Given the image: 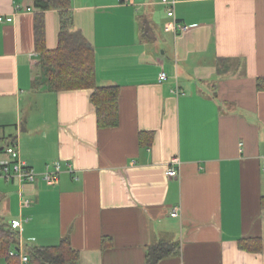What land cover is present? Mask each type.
Listing matches in <instances>:
<instances>
[{"label": "crops", "instance_id": "obj_1", "mask_svg": "<svg viewBox=\"0 0 264 264\" xmlns=\"http://www.w3.org/2000/svg\"><path fill=\"white\" fill-rule=\"evenodd\" d=\"M70 7L94 47L96 83L119 86L118 124L97 126L87 89L34 88L39 10L0 0L12 18L0 22V162L15 142L36 173L61 164L53 186L0 175V217L21 220L18 254L0 264H26V246L62 238L77 264H145L157 241L179 244L157 264H264V0H177L172 17L161 0ZM43 16L53 49L58 11ZM140 132L152 133L148 144ZM173 158L178 175L168 177ZM240 238H259L260 249Z\"/></svg>", "mask_w": 264, "mask_h": 264}, {"label": "trees", "instance_id": "obj_2", "mask_svg": "<svg viewBox=\"0 0 264 264\" xmlns=\"http://www.w3.org/2000/svg\"><path fill=\"white\" fill-rule=\"evenodd\" d=\"M39 10L34 16L35 49L39 54L33 86L53 92L61 90L87 89L89 99L95 108L96 123L99 128L113 127L118 124V85H98L95 77V51L83 33L74 27L70 0H33ZM55 9L59 15L58 43L53 49H47L44 43L43 12ZM143 36H151L148 21L141 22ZM224 60V59H223ZM219 60V65L221 62ZM220 67L217 71L220 72ZM256 88L264 90V76L256 79ZM151 132H140L139 142L148 144ZM264 203V202H263ZM242 249L259 250V238L238 240ZM14 254H10V251ZM18 233L10 223L0 217V255L7 259L17 255ZM26 264H77L78 251L68 238H62L51 246H26ZM179 244L170 241H157L147 247L145 264H157L162 258L176 255Z\"/></svg>", "mask_w": 264, "mask_h": 264}, {"label": "built area", "instance_id": "obj_3", "mask_svg": "<svg viewBox=\"0 0 264 264\" xmlns=\"http://www.w3.org/2000/svg\"><path fill=\"white\" fill-rule=\"evenodd\" d=\"M124 2H131V0H123ZM166 6V13L168 16H173V9L177 0H161ZM11 17L2 16L0 14V22H9ZM175 30L185 31L188 27L185 24L174 22ZM167 78L165 71L161 70L158 73V81L162 82ZM177 92V90H175ZM5 154L7 158L0 162V175L6 178H16L20 181L34 182L37 177H40L43 182L48 186H53L58 183L59 173L61 172V164L59 161H53L45 165V169L41 173H36L35 170L30 167L24 160L21 159L19 149L15 142H11L6 145ZM178 162L177 158H173L170 165L165 170V175L168 177H175L178 175V170L174 166ZM71 171V168H69ZM28 204V202H26ZM171 216H177V210L174 208L171 211ZM10 225L13 229L21 227V220L14 219L10 221ZM10 254H14V251H10ZM22 262H27V255L20 253Z\"/></svg>", "mask_w": 264, "mask_h": 264}]
</instances>
